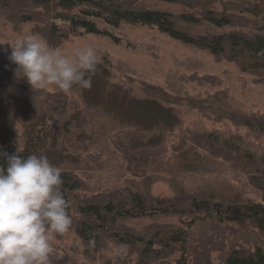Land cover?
Segmentation results:
<instances>
[{"label":"rangeland","instance_id":"rangeland-1","mask_svg":"<svg viewBox=\"0 0 264 264\" xmlns=\"http://www.w3.org/2000/svg\"><path fill=\"white\" fill-rule=\"evenodd\" d=\"M224 1L243 3V0ZM220 3H217L219 10ZM138 4L172 14L192 11L172 2L139 0ZM243 7V14L238 15L250 17L247 11L262 9L264 0H248ZM8 17L0 8V43H4L0 45V104L16 116L20 147L26 144V132L40 135L42 127L49 131L50 136L38 155H47L52 164L82 180L83 187L73 192L74 206L80 202H102L117 194L124 197L126 188L141 192L148 203L188 204L193 197L224 204L264 203L263 165L248 167L250 161L245 159L215 157L200 144V137L212 132L226 142L237 144L242 151L264 155V134L211 114L216 109L221 113L223 106L229 113L242 117L263 116V73L242 71L234 61L184 44L154 26L123 22L113 30L117 41L100 34H82L71 36L55 47L65 54L85 44L96 47L101 62L90 89L74 87L68 92L55 87L31 89L23 78L14 76L16 66L8 59L11 49L7 43L22 34L43 37L39 31L41 24L15 23ZM99 25L103 26L101 22ZM201 29L205 28L200 26L195 30ZM222 29L248 32L251 28L241 22ZM222 29L214 32L221 33ZM128 78L158 84L174 96H190L211 112L192 108L186 100L166 106L148 98L138 83ZM217 93L226 95L224 104L213 98ZM150 108L170 109L169 118L174 123L170 127L162 121L152 124L145 113ZM38 118L43 122L36 123ZM28 125L31 126L26 130ZM71 216V230L53 240L54 264H140L139 244L128 245L129 254L120 258L112 251L120 243L107 234L102 236L100 248L87 255L75 231L79 219L75 207ZM114 224L116 232L128 231L144 239L160 230L163 231L160 238L181 232L186 237L187 248L188 242L194 245L201 239L215 240L209 249L213 264H221L222 257L233 248L252 251L264 247V232L248 222L218 223L210 219L194 220L190 215L158 214L118 218ZM172 246L158 261L178 264L182 258L181 244ZM185 256L188 260V253Z\"/></svg>","mask_w":264,"mask_h":264},{"label":"trees","instance_id":"trees-1","mask_svg":"<svg viewBox=\"0 0 264 264\" xmlns=\"http://www.w3.org/2000/svg\"><path fill=\"white\" fill-rule=\"evenodd\" d=\"M162 2H172L184 5L191 12L172 14L171 12L142 7L139 0H0V8L4 9L9 20L15 23L36 22L41 24L39 29L41 35L46 39L51 47H58L64 40L71 36L82 34H100L118 39L113 35V30L118 28L123 22L130 24H142L154 26L158 31L165 33L169 37L180 42L208 50L216 57H225L234 61L242 71H249L254 74H264V7L258 11L250 9L247 11L250 17L243 14L244 3H234V1L224 0H155ZM220 3L221 10L217 7ZM249 9V8H248ZM237 11V12H236ZM255 17V20H254ZM59 22V23H57ZM99 22L103 26L99 25ZM245 24L251 28L248 32L241 29L223 31L222 28L234 27L237 23ZM204 27L196 31L197 27ZM222 29L221 33L214 30ZM2 74L0 71V82ZM131 82H137L133 78H128ZM199 80H204L200 78ZM138 87L150 99L159 100L166 106L176 103H186L192 108H197L201 112H211L205 110L203 105L197 100L190 99V96H174L169 94L158 84H151L139 80ZM1 84V83H0ZM221 98V100L219 99ZM219 93L213 96L216 102L224 98ZM59 103V101H56ZM221 113L216 109L211 112L217 119H228L236 124H241L258 133L264 134V115L253 117H242L238 114L229 113L221 106ZM11 109V108H10ZM168 109V108H167ZM153 110L147 109L148 121L157 124L162 121L169 126L171 121L170 109ZM154 112V113H153ZM163 112V115H160ZM14 113L0 104V151L12 154L15 148H22V155L37 154L45 146L50 134L42 127L40 135L26 132V144L20 147L18 143V130L15 126L16 116ZM41 121L39 118L35 120ZM34 124V123H33ZM31 124V125H33ZM31 125L26 126L29 130ZM33 127V126H32ZM200 137V144L212 156L235 160L245 159L250 161L249 166H264V155L256 156L250 151H242L235 143L222 140L212 132L205 133ZM191 138L196 141L194 136ZM62 191L65 198L70 202V215L75 207V212L79 219L75 223V231L81 238L84 245L91 238L95 239L94 248H86L87 255L96 252L102 241V236L110 235L119 243L127 244L131 247L137 246L138 263L140 264H167L165 261H158L165 257L173 248V244H181L180 251L182 258L178 264H213L209 258V249L215 240L201 239L198 243L188 248L185 245L186 237L181 232H174L166 237L160 238L163 231L154 233L148 239L137 236L128 231L116 232L115 221L123 217H143L154 215H190L194 220L210 219L213 222L225 223L248 222L259 231L264 232V203L245 201L241 203H221L213 199L193 197L188 204L177 202L155 201L148 203L145 196L138 190L125 189L123 196L117 194L116 197L109 198L102 202H80L76 206L72 203L73 192L81 189L84 183L74 173L62 170ZM262 187V184H259ZM204 238V237H202ZM194 239V238H192ZM196 239V238H195ZM158 247L155 248V245ZM188 253V260L187 256ZM52 264L53 261H52ZM221 264H264V247H255L252 251L242 248L231 249L221 259Z\"/></svg>","mask_w":264,"mask_h":264},{"label":"clouds","instance_id":"clouds-1","mask_svg":"<svg viewBox=\"0 0 264 264\" xmlns=\"http://www.w3.org/2000/svg\"><path fill=\"white\" fill-rule=\"evenodd\" d=\"M7 44L8 59L16 66L14 76L31 89H90L101 62L92 44L65 54L35 33L18 35ZM22 151L17 147L12 154L0 151V264H52L53 240L73 225L70 202L62 191V169L47 155L24 156ZM84 247L94 248L95 239ZM112 251L124 258L129 246L116 244Z\"/></svg>","mask_w":264,"mask_h":264}]
</instances>
